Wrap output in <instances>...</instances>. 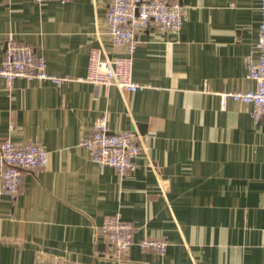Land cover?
Wrapping results in <instances>:
<instances>
[{
    "label": "crops",
    "instance_id": "0c3cea01",
    "mask_svg": "<svg viewBox=\"0 0 264 264\" xmlns=\"http://www.w3.org/2000/svg\"><path fill=\"white\" fill-rule=\"evenodd\" d=\"M178 31L136 33L135 92L113 85L0 78V144L38 142L14 200L0 193V264H264V115L220 93L254 90L246 57L260 0H178ZM111 0H0V65L7 38L43 55L47 71L84 77L91 48L120 54L106 29ZM105 115L111 132L135 131L145 148L133 173L92 162L79 146ZM119 213L133 228L120 263L98 227ZM144 238L167 242L164 254Z\"/></svg>",
    "mask_w": 264,
    "mask_h": 264
},
{
    "label": "built area",
    "instance_id": "2783aa9c",
    "mask_svg": "<svg viewBox=\"0 0 264 264\" xmlns=\"http://www.w3.org/2000/svg\"><path fill=\"white\" fill-rule=\"evenodd\" d=\"M259 13L257 40L245 61L246 77L255 82L256 88L220 93L222 105L228 98L251 104V116L255 122L264 115V0H260ZM183 19L184 7L178 0H111L105 17L106 29L111 43L121 50L120 54L108 58L103 56L100 48H91L85 76L71 79L49 73L43 55L9 37L0 65V78L5 80L9 90L16 79L49 81L56 85L75 80L113 85L130 92L142 90L147 86L132 79L133 56L138 45L136 33L151 25L160 33L178 31ZM94 128L93 133L79 141V146L89 153L92 162L113 167L120 176L133 173L136 169L134 158L145 149L139 134L131 130L111 132L105 115L100 116ZM48 155L49 151L38 142L15 143L9 138L4 139L0 144V193L14 200L22 184L23 171L44 168ZM97 230L108 242L112 262H122L134 243L133 226L116 213L105 217ZM137 244L142 250L151 249L158 254H164L167 247L166 241L155 238H144ZM34 264L71 263L37 260Z\"/></svg>",
    "mask_w": 264,
    "mask_h": 264
}]
</instances>
